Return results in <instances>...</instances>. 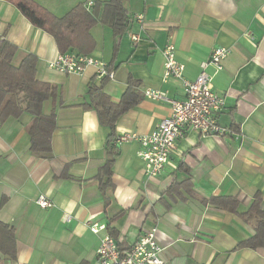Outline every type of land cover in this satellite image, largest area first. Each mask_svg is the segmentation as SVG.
<instances>
[{
    "label": "crops",
    "instance_id": "crops-1",
    "mask_svg": "<svg viewBox=\"0 0 264 264\" xmlns=\"http://www.w3.org/2000/svg\"><path fill=\"white\" fill-rule=\"evenodd\" d=\"M33 1L57 16L85 2ZM103 1L95 0L99 16ZM124 7L130 27L114 36L108 25L96 22L87 53L112 66L114 76L104 90L113 101L129 79L136 83L139 100L117 118L113 134L146 135L170 114V104L146 98L145 88L185 98L179 79H162L168 42L188 80L196 78L212 49H230L220 71L207 69L211 89L224 97L217 121L227 132L188 130L152 178L137 155V140L116 144L111 186L103 194L95 174L107 158L111 130L93 108L80 106L88 100L89 83L102 77L93 66L81 73L49 68L59 53L53 37L0 0V40L17 47L15 63L33 53L39 79L56 87L43 104V113H55L51 158L30 151L28 113L0 122V220L15 227L16 237V259L2 258L0 264H99L95 251L104 232L93 233L85 224L89 220L106 224L124 248L156 227L163 264H264V246H237L254 233L239 213L256 193L264 209V0H125ZM140 13L142 22L134 18ZM129 33L139 39L131 41ZM39 194L53 206L39 207ZM219 196L235 198L236 211L210 202Z\"/></svg>",
    "mask_w": 264,
    "mask_h": 264
},
{
    "label": "trees",
    "instance_id": "trees-1",
    "mask_svg": "<svg viewBox=\"0 0 264 264\" xmlns=\"http://www.w3.org/2000/svg\"><path fill=\"white\" fill-rule=\"evenodd\" d=\"M13 4L31 24L50 34L61 53L70 52L74 55H86L93 48V40L89 33L96 22L108 25L114 36H120L131 24V17L124 7L125 0H105L100 2L102 9L97 14V5L87 8L85 2L79 3L62 16H57L33 0H4ZM17 47L7 39L0 40V122L8 118H18L23 113L30 115L26 124L29 135V149L41 158H51V137L56 127L55 113H43V104L56 94V87L37 76V57L26 53L18 63L14 57ZM106 72L112 69L110 63L105 65ZM107 75L98 84L90 82L87 89L88 100L80 104L82 108H93L101 125L110 128L107 139V158L98 168L95 178L99 181L102 193L111 186L112 164L117 154V145L113 130L119 116L134 107L139 95L136 83L131 79L118 101H113L104 90ZM174 184L169 187L173 189ZM210 202L222 208L236 211V200L233 197L219 196L211 198ZM261 195L256 193L249 208L240 212L244 221L253 225L254 233L240 241L237 246L257 248L264 246V209L261 207ZM108 227V226H107ZM115 237L113 233H109ZM116 238V237H115ZM117 239V238H116ZM118 241V240H117ZM118 246L121 249L120 242ZM128 248V247H127ZM16 259L15 227L0 220V261L1 259Z\"/></svg>",
    "mask_w": 264,
    "mask_h": 264
},
{
    "label": "built area",
    "instance_id": "built-area-1",
    "mask_svg": "<svg viewBox=\"0 0 264 264\" xmlns=\"http://www.w3.org/2000/svg\"><path fill=\"white\" fill-rule=\"evenodd\" d=\"M95 0H85V5L90 8ZM134 18L142 22L143 15L136 14ZM131 41L139 39L135 33H129ZM175 46L172 42L166 43L162 49L164 57L162 79H179L183 85L185 98L173 99L167 91L145 88L143 95L152 100H164L170 104V114L162 119L156 127L146 135L136 133H121L115 137V143L121 144L135 139L140 148L138 157L144 162L145 172L148 177H156L163 167L169 162L170 154L174 151L176 141L184 136L188 130H196L203 135H223L227 128L219 125L217 114L224 106V97L211 89V75L208 67L216 72L223 68L224 59L230 54L226 47L212 49L209 57L201 62L200 72L193 80L184 78V65L176 59ZM48 67L61 73H81L85 67L93 66L96 74L108 78L114 76L113 71L106 72V63L90 55H74L70 52H59ZM41 208L53 206V202L44 194H39L35 199ZM64 220L69 219L65 214ZM85 224L93 232H104L96 248V259L99 264H163V247L157 240L156 227L146 230L133 245L121 249L115 237L107 232L106 224L97 221H86Z\"/></svg>",
    "mask_w": 264,
    "mask_h": 264
}]
</instances>
